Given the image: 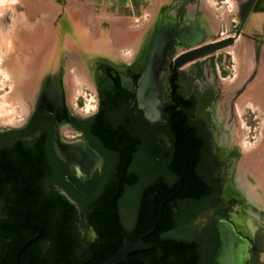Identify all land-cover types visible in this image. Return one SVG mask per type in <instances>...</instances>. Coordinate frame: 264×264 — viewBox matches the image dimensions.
<instances>
[{
    "label": "flooded vegetation",
    "instance_id": "af4514ba",
    "mask_svg": "<svg viewBox=\"0 0 264 264\" xmlns=\"http://www.w3.org/2000/svg\"><path fill=\"white\" fill-rule=\"evenodd\" d=\"M178 4L165 9L155 22L140 66L119 70L100 61L94 67L97 111L93 116L71 112L62 85H58L57 91H46L43 84L45 95L36 102L23 126L19 130L0 131V264L92 263V252L104 245L96 229L101 221L98 225L95 205L103 195V187L114 179L119 160V155L103 143L102 135L93 133L99 119L97 113L110 111L114 105L121 116L140 120L148 129L163 120L164 108L172 103L169 77L173 72L170 70H176L173 59L198 45L200 40L206 43L210 36L204 19L195 16L196 11L186 24L177 21L169 12L176 10V17L182 18L179 14L182 4ZM184 30L186 40L179 34L171 35ZM160 34L165 35V39L159 37ZM161 42L166 43L164 49L158 47L155 51V44ZM165 56L169 59L166 65ZM154 61L158 62L157 77L141 85L140 76ZM165 72L169 73L167 87L161 77ZM140 90L143 94L139 97ZM178 93L185 99L190 96L181 92V86ZM198 99L200 106L203 100ZM196 111L190 113L189 118L202 122L205 132L192 135L198 140L199 148L191 150L185 162L190 165L191 177L199 186L197 213L187 219L181 217L178 229H173L171 217L168 229L147 230L139 221L134 204L131 224L126 230L122 227L119 205L113 230L121 241L119 232L132 241L142 236L145 244L173 241L192 245L185 257L170 253L165 262L162 261L163 250L157 245L162 252V264H263L264 201L260 197L257 172L253 170L255 175L247 173L243 163L235 159L236 152L226 153L223 149L225 132L221 130L225 123L215 115L216 107L213 109L216 137L200 116L199 119L192 117ZM153 138L157 149H148L142 154L139 150L132 152L135 157L130 165L132 172L139 161L136 157L141 155V162L152 157L161 164L162 157L171 152L166 134L157 133ZM107 155L113 157L112 164L100 161L101 156ZM228 157L231 161L224 165ZM227 181L231 183L232 192L226 197ZM152 196L149 195L148 200ZM181 201L187 202V197ZM44 205L49 206L46 213ZM26 208L29 211L27 224L38 229L23 225ZM39 211L40 219L37 218ZM59 232H64L67 240L63 251L58 245ZM224 235L232 246V258L226 263L220 260ZM29 240L32 241L26 244ZM107 248L104 245V249ZM133 254L138 255L141 264H159L154 249Z\"/></svg>",
    "mask_w": 264,
    "mask_h": 264
},
{
    "label": "rangeland",
    "instance_id": "374dc122",
    "mask_svg": "<svg viewBox=\"0 0 264 264\" xmlns=\"http://www.w3.org/2000/svg\"><path fill=\"white\" fill-rule=\"evenodd\" d=\"M173 3L182 4H178L182 21L190 18L187 15L190 9L199 8L195 16L204 19L209 28L210 36L204 42L235 37L232 45L189 62L179 70L195 83L215 137L218 136L213 115L216 107L215 115L225 123L221 130L225 132L223 149L226 153L236 152L235 159L243 163L247 173L257 172L264 201V0H151L149 10L135 22L83 0H0V99L13 91L9 74L19 72L20 83L27 78L31 82H27V96L21 93V99L0 100V116L13 114L9 122H0V131L22 127L36 102L45 95L43 88L57 91L58 85H62L71 112L93 116L97 107L93 111L95 86L89 62L102 59L118 67L133 65L146 50L149 34L161 12ZM41 39L49 41L40 45V49L34 45ZM14 51L17 55L22 53L21 56L27 51L26 60L23 56L18 58ZM16 58L23 59L21 65L25 61L36 66L32 69L28 65L30 68L23 71ZM76 69L81 76L84 74L82 81L76 80ZM87 72L91 79L88 81ZM25 104L28 111L24 115ZM230 161V157L226 158L224 165Z\"/></svg>",
    "mask_w": 264,
    "mask_h": 264
},
{
    "label": "trees",
    "instance_id": "16d2710c",
    "mask_svg": "<svg viewBox=\"0 0 264 264\" xmlns=\"http://www.w3.org/2000/svg\"><path fill=\"white\" fill-rule=\"evenodd\" d=\"M177 81V74L172 72L169 77L172 103L164 108L163 120L149 129L140 120L121 116V112L119 113L114 105H111L110 111L97 113L99 119L93 127V133L102 135L103 143L119 155V160L113 174L114 179L103 187V195L94 210L98 225L101 221L100 227L96 229L103 244L108 248L105 250L103 245L100 250L93 251L91 264H102L121 244L113 225L123 198H127L133 205L136 204L137 217L147 230L152 227L158 231L168 229L172 217L171 207H176L181 217L186 219L194 216L199 210V186L192 179L191 167L185 160L189 158L191 150L199 148L198 140L192 135L204 133L205 125L200 121L190 120L189 114L197 110L199 99L195 94L185 99L178 93L180 85ZM157 133H164L169 137L171 152L162 157L161 164L152 157L145 158V162H141V155L136 157L139 161L132 172L130 165L135 159L132 152L139 150V154H142L148 149H157L158 145L153 138ZM158 179L164 184L152 187L151 181ZM149 195H153L151 200H148ZM183 197H187V202L181 201ZM48 208V205H44L43 212L46 213ZM41 211L36 215L38 219L41 218ZM157 243L163 250V262L170 253L185 257L192 248V245L181 242ZM66 244L64 232H59V249L63 251ZM121 264L141 262L138 255L130 254L127 262Z\"/></svg>",
    "mask_w": 264,
    "mask_h": 264
},
{
    "label": "water",
    "instance_id": "95a60500",
    "mask_svg": "<svg viewBox=\"0 0 264 264\" xmlns=\"http://www.w3.org/2000/svg\"><path fill=\"white\" fill-rule=\"evenodd\" d=\"M176 34L180 35L181 39H185L186 37V32L184 30L180 31V32H173L171 35L175 36ZM159 37H161L162 39H165V35L160 34ZM171 38V36H169ZM186 40V39H185ZM235 41V37H228L225 39H221L218 41H212V42H206V43H202V40H200L198 42V45L193 46L183 52H181L180 54H178V56H176L173 59V66L176 68V70H170L175 72V74H177L178 77V83L181 86V92L184 93V95L188 96V95H192L195 94L198 98L200 97V94L198 92V89L195 85V83L192 81V79L187 76L185 73H183L181 70H179V68H182L184 65H186L189 62L195 61L197 59H200L202 57L211 55L213 53H215L218 50H221L225 47H228L230 45H232ZM165 42H161L160 44L157 43L155 44V51H157V48L159 47L160 50L164 49L165 46ZM154 52V50H153ZM146 54V50L142 51L137 59V61L131 65V66H115L113 64H111L110 62L106 61V60H102V59H95L89 62L88 67L91 73V76L93 75V70L94 67H96L98 65V63L100 61L105 62L109 65H111L112 67L119 69V70H128L130 68H134L137 65L140 66L143 63V59L145 57ZM169 61V59L165 56V65L167 64V62ZM157 63L158 62H153L151 64V67L149 66L144 72L143 74L140 76L139 78V83L141 85H145L146 83H148L150 80L154 79L157 77ZM163 81H164V85L165 87L168 86V77H169V73L165 72L161 75ZM93 79V78H92ZM143 94V90H140L138 93L139 95ZM140 97V96H139ZM201 98V97H200ZM157 116H159V114H157ZM200 118L207 124L208 128V121H207V117L205 114V110L203 107V103H201V105L198 107L196 113L192 114V117H197L199 119ZM21 128V127H20ZM18 129H13V130H9V131H14V130H19ZM107 160V162H109V164L113 163V157L112 156H105L102 157L100 161H105ZM100 164V162H99ZM146 179V178H145ZM163 181H161L160 179H158V181H151V186L155 187L157 185H163ZM120 213H121V220L123 222L122 227L124 229H129V224H131V217H132V213H133V204H131L126 198L122 199L120 201ZM28 208H26V213L22 216V223L24 226L26 227H34L36 229H38L37 226H30L27 224V220H28ZM171 212H172V219H173V229H178V222L179 219L181 218L180 213L178 212V209L176 207H171ZM122 241L121 244L118 248V250L105 262H103L102 264H121V263H125L127 262V258L130 254H133L135 252H139V251H143V250H149V249H154L156 251V257H157V261L159 262V264H162L161 262V256H162V252L161 249L155 245V244H145L142 241V236H139L135 241H132L125 233L123 232H119ZM32 240H29L26 244H29ZM25 244V245H26ZM223 247V244H222ZM221 247V248H222Z\"/></svg>",
    "mask_w": 264,
    "mask_h": 264
},
{
    "label": "bare ground",
    "instance_id": "6f19581e",
    "mask_svg": "<svg viewBox=\"0 0 264 264\" xmlns=\"http://www.w3.org/2000/svg\"><path fill=\"white\" fill-rule=\"evenodd\" d=\"M52 8V7H51ZM53 9V8H52ZM219 25V24H218ZM48 26V25H47ZM47 26H45L46 28H47ZM42 28V27H41ZM94 28V27H93ZM117 29H118V27H117ZM26 31H27V28H26ZM25 32V31H24ZM0 35H2V34H0ZM10 35H11V33H10ZM42 35V34H41ZM41 35H40V37H41ZM94 35V34H93ZM15 36V35H14ZM33 36V35H32ZM10 37V36H9ZM13 37V36H12ZM28 37H29V35H28ZM7 38V37H6ZM34 38V37H33ZM3 39V38H2ZM18 39V38H17ZM20 39V38H19ZM24 38H22V40H23ZM110 39V38H109ZM122 39V38H121ZM11 40V39H10ZM14 40V39H13ZM26 40V39H25ZM34 40V39H33ZM108 40V39H107ZM49 41V40H48ZM48 41L47 40H43V39H41V40H38V42H37V44L36 45H34V46H40V45H43V43H48ZM110 41V40H109ZM14 42V41H13ZM33 42V41H32ZM31 42V43H32ZM36 42V41H35ZM103 42V41H102ZM23 43H24V40H23ZM27 43L28 44H31L30 42H28L27 41ZM27 43H25V44H27ZM8 44H10V42H8ZM11 44H13V43H11ZM33 44H35V43H33ZM32 44V45H33ZM106 45H108V44H106ZM6 46V45H5ZM14 46V45H13ZM22 46H24V45H22ZM30 46V45H29ZM44 46V45H43ZM8 47H10V46H8ZM7 47V48H8ZM16 47V46H15ZM22 48V47H21ZM25 48V47H24ZM40 49H41V46L39 47ZM39 48L37 47V50H39ZM14 49V48H13ZM33 49V48H32ZM5 50V49H4ZM8 50V49H7ZM6 50V51H7ZM16 50V49H15ZM20 50V49H19ZM19 50H17V51H19ZM22 50V49H21ZM44 50V48H42V51ZM9 51V50H8ZM17 51H14L15 53H16V56L18 57V56H21V54H18L17 55ZM23 51V50H22ZM40 51V50H39ZM10 52H13V50L12 51H10ZM27 52V51H26ZM26 52H25V54L23 53V59L24 60H26V57H24V55H26ZM12 54H14V53H12ZM12 54H9V55H12ZM15 56V55H14ZM22 56H21V58H22ZM128 56V55H127ZM1 57H2V54H1ZM28 57V56H27ZM7 58V57H6ZM19 58V57H18ZM18 58H16L17 60H16V62H18V61H20V65L23 63L22 62V60H18ZM5 59V58H4ZM31 59V58H30ZM30 59H28V60H30ZM8 60V59H7ZM14 62H15V60H13ZM12 61V62H13ZM15 62V63H16ZM22 62V63H21ZM30 62H31V60H30ZM27 63V62H26ZM24 64H25V61H24ZM23 64V65H24ZM36 63H29L28 65L29 66H31V68L33 69L34 68V66H36L35 65ZM16 66V68H17V66L20 68V66L18 65V64H15ZM23 65H21L22 67L21 68H23V71H25V68L27 67V68H30V67H28V65L27 64H25L24 66ZM10 66V65H9ZM15 67H12L11 69L13 70V68L14 69H16ZM83 67V66H82ZM18 69V68H17ZM16 69V70H17ZM16 70H14V71H16ZM20 70V69H19ZM84 70V69H83ZM10 73V72H9ZM19 74H21V73H13V74H9L10 76H9V79L11 80V81H13V83H14V86H13V88H12V93H9L7 96H4V98H1L0 100H4V101H11V100H15V99H13L14 97L15 98H20L19 96H21V93H25L26 94V96L28 95V92H29V90L27 89V82L29 81L28 80V78H27V76H26V78H27V81H24L23 83H20L18 80H20V78H21V75H19ZM24 74H26V73H24ZM74 75H75V78H76V80L77 79H80L81 80V78H83V76H84V74L82 73V75L83 76H81V71H79L78 69H76L75 71H74ZM87 75H89L88 74V72L86 73V77H88ZM22 76H24V75H22ZM25 78V77H24ZM23 78V79H24ZM26 78L24 79V80H26ZM84 79V78H83ZM82 79V80H83ZM9 80V81H10ZM79 80V81H80ZM81 80V81H82ZM88 80H91L90 79V75H89V79H87V81ZM78 81V80H77ZM30 82V81H29ZM92 82V81H91ZM31 83V82H30ZM87 84L89 83V87H91V88H93L92 87V84L90 83V82H86ZM262 84V83H261ZM262 86V85H261ZM11 90V89H10ZM94 92V91H93ZM94 94H95V92H94ZM11 96H12V98H11ZM21 99V98H20ZM26 102V101H25ZM3 103V102H2ZM94 107L92 108L93 109V111H95V109H96V107H97V101H96V97H94ZM91 109V110H92ZM27 111H28V108H27V105L25 104L24 105V110H23V112H24V115L27 113ZM7 114V113H6ZM18 114H20V113H18ZM10 115L12 116L13 114H7V116H0V122H2V123H5V122H9L10 121V119H11V117H10ZM25 116H23L22 117V119H21V121L23 120V118H24ZM231 192H232V186H231V183L229 182V181H227V184H226V186H225V189H224V195L227 197V196H230L231 195ZM225 237H223V247L221 248V251H220V260L222 261V263H226V261H230V259L232 258V256H231V248H232V246H231V242L228 240V236L227 235H224Z\"/></svg>",
    "mask_w": 264,
    "mask_h": 264
},
{
    "label": "crops",
    "instance_id": "0c3cea01",
    "mask_svg": "<svg viewBox=\"0 0 264 264\" xmlns=\"http://www.w3.org/2000/svg\"><path fill=\"white\" fill-rule=\"evenodd\" d=\"M83 1L95 7H99L102 10H106L105 12L109 10L111 12L119 13L121 14L122 18L132 20L134 22L139 18H141L144 15V13L149 10L147 8L149 6V3L151 2V0L149 3H147L148 0H83ZM197 9L199 8L195 6L194 10L190 9L187 15L190 17L192 13H194L195 11L197 12ZM172 13H174L173 16H175L174 18L177 21H180L183 24H186V22H188V19L182 21L183 17L180 19L177 18L175 15L176 10L173 11ZM163 14L164 11L161 12V15Z\"/></svg>",
    "mask_w": 264,
    "mask_h": 264
}]
</instances>
